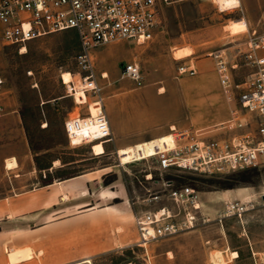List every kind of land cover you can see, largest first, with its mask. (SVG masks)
<instances>
[{"label":"rangeland","instance_id":"374dc122","mask_svg":"<svg viewBox=\"0 0 264 264\" xmlns=\"http://www.w3.org/2000/svg\"><path fill=\"white\" fill-rule=\"evenodd\" d=\"M160 15L152 39H121L91 51L113 132L99 156L66 134V119L89 114L90 102L97 101L88 97L76 104L62 82L65 71L79 72L80 35L50 33L28 42L25 51L0 42V264H214L218 255L224 264H264V164L215 175L166 173L197 190V224L145 248L136 244L134 213L149 208L145 199L161 189V177L156 160L120 165L114 140L148 138L161 128L177 143L228 140L257 128L233 84L251 71L244 61L249 40L264 39V0H242L239 9L227 12L214 0H170ZM235 19L245 20L247 30L229 32ZM183 47L194 54L175 59ZM216 51L230 67L228 92L219 82ZM129 62L141 67V86L122 75ZM182 63L196 74H181ZM104 70L109 76H102ZM233 108L236 122L229 128ZM89 132L98 136L97 129ZM55 158L65 167L51 173ZM9 159L17 167L8 169ZM148 171L155 181L145 178ZM62 175L68 177L65 187H50ZM249 239L255 249L246 245ZM236 246L240 257L233 259Z\"/></svg>","mask_w":264,"mask_h":264},{"label":"built area","instance_id":"2783aa9c","mask_svg":"<svg viewBox=\"0 0 264 264\" xmlns=\"http://www.w3.org/2000/svg\"><path fill=\"white\" fill-rule=\"evenodd\" d=\"M170 0H0V42L25 46L33 39L54 32L75 30L80 35L82 52L78 57L79 72L72 74L68 83L62 79L66 97L76 104L86 103L88 97L102 102V91L91 51L105 43L121 39L145 42L155 35L161 21L163 3ZM220 12L239 9L236 0H214ZM250 48L244 53V61L251 68L241 83H232L230 67L220 51H216L215 68L220 85L225 92L236 85L239 103L254 114L257 128L254 132L232 136L228 140L196 139L169 147L167 141L153 145L152 153L137 145L126 152L128 160L139 162L151 159L157 162L161 189L150 192L146 198L156 204L153 210L135 211V223L139 232L137 245L145 248L149 243L181 233L196 226L200 197L190 183H178L177 178L166 177L171 171L192 175L224 174L238 169L258 167L264 164V39L251 38ZM181 74L194 76L196 69L186 63L178 66ZM79 76L75 80V76ZM122 75L132 79L137 86L143 83L139 64L129 62L122 66ZM233 84V85H232ZM82 98V101L81 99ZM102 107V104H101ZM237 109L231 110L227 120L229 128L235 124ZM69 142L75 145L106 144L113 139L112 125L103 107L96 113L76 115L65 121ZM96 127L99 139L88 131ZM118 151V150H117ZM116 151V152H117ZM118 154V153H117ZM120 165H125L118 156ZM155 181L152 172L145 174Z\"/></svg>","mask_w":264,"mask_h":264},{"label":"crops","instance_id":"0c3cea01","mask_svg":"<svg viewBox=\"0 0 264 264\" xmlns=\"http://www.w3.org/2000/svg\"><path fill=\"white\" fill-rule=\"evenodd\" d=\"M236 3H240V5L242 6V0H236L235 1ZM227 30L229 32H231L232 34H236V33H240V32H244L245 30H247V23L245 20L243 19H235V20H232L228 25H227ZM194 54V50L190 49V48H178L175 50V59H182V58H185V57H188V56H191ZM104 72H106L109 76V72L104 70ZM162 90H164V88H162ZM201 91H204V89H202ZM227 116L229 117V113L227 114ZM227 117V118H228ZM227 122V120H226ZM176 129V126L175 125H172L171 126V130H174ZM166 132V129L165 128H161L160 130L158 131H153L149 134L148 138H142V139H139V138H133V137H129V138H124L123 140L121 141H117L115 142L114 140V143H115V147L118 149L119 151V154L120 155H124L122 156L123 157V160L125 162H129L128 160V156L126 155V152L129 151L131 149L132 146L134 145H137L139 148H142L144 147L145 151L146 152H149V153H152L153 151V145L155 144H158V145H162L163 142L167 141L169 147H174L176 144H177V141L175 140V136L173 133L169 132V133H165ZM90 135H91V132H89ZM164 133V134H163ZM94 139H99V137L97 136H94ZM101 140H98V141H95L93 142V144H89L91 146V150L93 152L94 155L96 156H99L97 154L94 153V145L97 144V143H101L104 145V149H106L107 147V143L104 144L102 142H100ZM84 145H88V144H84ZM106 153V150L103 154ZM102 155V154H100ZM55 161H58L59 163L56 164ZM52 163L49 165V172H53L54 170H61L63 171L64 169V163L60 160V158H55L51 161ZM7 163V161H6ZM5 163V164H6ZM18 164V163H17ZM6 167L8 168L7 164H6ZM17 167V166H16ZM15 168V167H14ZM14 168H8V169H14ZM68 177H65L64 175H62L61 177H54L52 182L50 183V187H53L55 185H59L60 187H65V184L68 182ZM223 199L228 201V194L227 193H224L223 195ZM149 205V210H153L156 208V204H150L148 203ZM55 205V202L53 203V206ZM245 210H248V207H245ZM234 213H228V214H225L224 216H229V215H233ZM248 246H250L252 249H255L254 245L252 244V242L250 241V239L248 240ZM237 249L234 250V251H231V253H234L236 252L237 255L236 257H233V259H236L238 257H240V249L239 246H236ZM231 248H229L228 250H230ZM234 249V248H233ZM228 250H223L224 251V254L226 251ZM130 263V262H128ZM127 263V264H128ZM131 264V263H130ZM250 264V263H248Z\"/></svg>","mask_w":264,"mask_h":264},{"label":"bare ground","instance_id":"6f19581e","mask_svg":"<svg viewBox=\"0 0 264 264\" xmlns=\"http://www.w3.org/2000/svg\"><path fill=\"white\" fill-rule=\"evenodd\" d=\"M240 4V3H239ZM240 7H241V5H239ZM239 7V8H240ZM25 51L26 50V46H23L22 47V51ZM72 72H70V71H65L63 74H62V79L65 81V83H68V81H70L71 80V78H72ZM103 77H106V76H108V74L106 73V72H104L103 73V75H102ZM81 99V101H82V98H80ZM89 107H90V110H91V113H96V112H98L102 107H101V103L100 102H98V101H92V102H90V104H89ZM94 129H96V127H92L89 131H92V130H94ZM93 149H94V153L95 154H97V155H100V154H103L104 152H105V149H104V145L103 144H101V143H97V144H95L94 145V147H93ZM117 155L121 158V161L123 162V163H125V164H128V163H131V161H129V162H125L124 160H123V157L122 156H124V155H120L119 154V151H117ZM127 155V154H126ZM56 162V164H58L59 162L58 161H55ZM7 166H8V168H14V167H16L17 166V163L15 162V160L14 159H9V160H7ZM241 210H245V207H243V208H241ZM236 255H237V253H235V257H236ZM213 263L214 264H224V259H223V256H220V255H218V257H215V258H213Z\"/></svg>","mask_w":264,"mask_h":264}]
</instances>
